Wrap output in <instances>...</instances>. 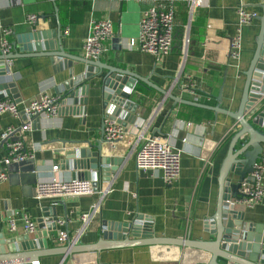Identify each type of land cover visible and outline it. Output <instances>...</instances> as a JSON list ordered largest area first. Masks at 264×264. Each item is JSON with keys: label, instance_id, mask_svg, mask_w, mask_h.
I'll return each mask as SVG.
<instances>
[{"label": "crops", "instance_id": "1", "mask_svg": "<svg viewBox=\"0 0 264 264\" xmlns=\"http://www.w3.org/2000/svg\"><path fill=\"white\" fill-rule=\"evenodd\" d=\"M87 5L91 9L82 12ZM242 5L248 12L257 13L258 19L243 29L242 58L238 68L230 53L231 43L237 35L238 8ZM262 5V0H210L190 13L185 2L177 1L174 5L173 51L169 56L157 59L130 48V41L137 42L140 36L141 12L146 7L143 3L135 0H0V40L2 29H11L8 40L11 45L15 44L13 53H25L20 51L21 42L31 32L53 34L61 28L62 48L67 54L78 57L74 62L62 60V66L52 62L50 57H19L8 67L7 77L0 78V82L14 85L20 96V108L42 93L64 99L62 110L56 116H42L32 122L31 131L17 132L9 139L25 142L34 158L9 167L8 180L0 184V248L5 250L0 253V262L9 257L5 255H11L6 248L9 241L27 236L36 243L32 252L43 253V256L12 264H201L208 261L209 255L203 251L175 246H137L101 252H74L73 249L94 245L105 238L104 235L106 242H114L117 232L107 229L110 223L132 224L138 222L136 218L141 215L145 219L140 222V234L152 230L158 238L212 241L205 224L211 222L217 212L221 167L230 142L239 131L237 122L225 114L176 104L159 91L138 83L130 96V100L138 105V118L128 128L130 134L116 145L106 141L102 145L104 158L112 163L107 167L117 171L110 173V182L100 174L96 178V172L92 171L87 172L91 178L84 179L97 180L99 192L109 189L111 192L102 201L86 233L75 243L60 241L59 232L69 231L74 237L82 228V216L98 203L99 195L62 199L59 202L65 203V209L48 199L37 200L36 186L53 177L73 180L74 173L66 170L62 152L80 153L90 148L88 142L92 144L91 151L96 152L98 142L105 138L99 79L86 81L83 75L87 66L80 61L85 59L83 45L92 21L110 20L115 26L116 36L105 44L107 52L101 57L104 64L147 78L158 88L184 101L213 107L219 105L224 110L237 112L243 96L245 73L257 49ZM28 15L38 16L39 22L30 26L26 23ZM66 30H69L68 35H65ZM65 63H71L72 67L63 66ZM72 82L74 86L71 90L70 84L68 90L67 85ZM79 84L89 85L86 97L79 96L82 101L87 100V105L75 103L70 96ZM220 92L223 93L221 101L218 98ZM257 109L264 111V99ZM69 110V113L65 112ZM249 118L253 120V117ZM23 119L11 115L0 117V160L6 154V143L3 144L1 135L9 127H20L26 120ZM142 121L141 131L144 130L147 136L172 135L174 146L182 151L180 179L172 185L166 184L157 173L141 172L136 168L135 157L141 142L138 143L139 134L134 125ZM182 123H190L192 127L182 129ZM254 126L264 132V128ZM246 139H241L236 148L240 149ZM56 165L59 170L54 172ZM74 180L81 181L79 178ZM48 208H56L59 219L68 216L71 223L68 227L58 225L57 231L49 232L48 250H41L39 234L45 231V210ZM238 208L244 214V222L253 226L252 236H260L264 245V203L252 209L242 205ZM23 214L37 224L35 234L25 232L20 220ZM12 219L17 223L15 232L9 227Z\"/></svg>", "mask_w": 264, "mask_h": 264}, {"label": "water", "instance_id": "2", "mask_svg": "<svg viewBox=\"0 0 264 264\" xmlns=\"http://www.w3.org/2000/svg\"><path fill=\"white\" fill-rule=\"evenodd\" d=\"M262 1L263 15L259 18L261 28L257 37V49L251 65L245 73L246 81L243 96L237 112L224 110L219 105L213 107L184 101L169 94L168 91L158 88L147 78H142L131 71L121 70L104 64L101 58L96 61L86 58L80 60L87 66V70L83 75L86 81L95 78L99 79L104 112L103 134H105L104 124L106 119L117 121L126 128L135 123L138 118V105L130 100V96L138 83L159 91L166 99L169 98L176 104H187L211 110L216 114H225L237 122L239 131L233 136L227 156L221 167L217 212L211 222L205 224L209 227L207 232L211 234L212 241L199 242L190 239L158 238L154 237L152 230H149L150 232L148 233L140 234V222L145 219L141 215L136 218L138 222L132 224L120 225L110 223L107 229L109 231L116 230L117 232L114 242H106V235H104L105 238H102L94 245L74 247V252H101L107 249L137 246H175L207 253L209 255L208 261L201 264H264L262 238L260 236H252L253 226L244 222V214L238 208L240 205L238 203L240 198V183L253 172L256 163L262 159V146L264 145V132L257 130L254 126L257 125L264 128V111L259 112L257 109V105L264 99V0ZM21 44L22 49L20 51L25 53L15 54L12 52L8 55H0V78H5L8 75L6 62L13 61L19 57H50L52 62L59 64V66H62L60 64L62 60H66L67 62L78 61L76 59L78 57L67 54L62 48L61 28L53 34L41 31L31 32ZM12 46L15 47V44ZM66 64L70 68L72 67L71 63H65L63 66ZM69 86L72 90L74 82L69 83L67 88ZM77 87L78 89L71 92V98L75 100V103L80 102L82 105H87V100L84 98V101H82V99H79V96L86 97L89 85L79 84ZM68 90L70 89L68 88ZM6 96H12L18 103L21 102L19 101L20 96L17 94L12 83L0 82V100ZM222 96L223 93L220 92L219 101L222 100ZM65 112L69 113L70 110ZM249 116L253 117V120H250ZM40 118L41 116H37L34 120ZM244 138H247V141H244L242 147L237 149V144ZM6 142L4 141L3 144ZM104 143L105 138L103 137L97 144L96 152L91 151L92 144L90 142H88L90 151L86 149L80 153L74 151L62 152L64 154L63 159L65 160L66 170L74 173L73 180L77 178L81 180L91 178L90 176L92 175H88L87 172L92 171L96 172V178H98L97 174H100L102 178L105 177V180L110 182V173L117 170H115L116 168L109 169L107 167L112 163L111 160L104 158L102 154V145ZM98 186L99 183L95 180L94 187L96 191H99ZM55 205H62L66 209L65 203L55 202ZM45 213L47 225L43 227L45 228L43 234H39L40 241H38L41 250H48V233L57 231L58 221L60 220L56 208H48L45 210ZM67 217L65 219L69 221L70 219ZM69 225L70 223L66 227ZM127 235L129 237H126ZM131 237L134 240H131ZM32 241L35 240L30 239L29 236L17 241H9L6 244V248L11 255H5L9 257H5L3 262L12 264L11 262L24 261L29 257L43 256V253L32 252L36 246V243ZM3 251H5L4 247L0 248V253ZM3 262H0V264H3Z\"/></svg>", "mask_w": 264, "mask_h": 264}, {"label": "built area", "instance_id": "3", "mask_svg": "<svg viewBox=\"0 0 264 264\" xmlns=\"http://www.w3.org/2000/svg\"><path fill=\"white\" fill-rule=\"evenodd\" d=\"M96 1V0H90ZM143 3L146 7L141 12L140 18V36L138 41H130V48L137 49L141 53L151 55L157 59H163L169 56L174 48L175 41V3L177 1L185 2L188 5L190 13L195 9L203 7L210 0H135ZM239 23L237 35L231 43L230 57L233 62L240 67L242 58V32L250 25L258 14L248 12L242 5L238 8ZM39 22L36 15H28L26 23L35 26ZM3 35L0 40L3 55L12 53V45L8 37L12 34L11 29L3 28ZM69 34L66 30L65 35ZM115 26L110 20L92 21L89 34L84 41L83 54L86 59L98 60L106 52V43L115 38ZM138 43V44H137ZM189 40H187V44ZM7 68L11 67L12 61L6 62ZM9 74V73H8ZM12 73L10 72V75ZM63 98L61 96L42 93L38 98L26 103L23 108L12 97L7 96L0 100V117L11 115L17 119L26 120L20 127H9L2 135L1 140L6 142V154L0 160V184L8 180V168L15 164H21L34 158L33 152L26 147L25 142L9 141L10 137L17 132L24 133L32 130V122L37 116L54 117L61 109ZM24 120V119H23ZM123 120V119H122ZM144 122H137L134 130L138 133V143L141 146L137 150L135 161L136 168L141 172H152L162 176L163 181L172 185L180 179L182 151L178 150L173 144V136H147L144 130L141 131ZM182 129L189 130L192 124L182 123ZM141 131V132H140ZM129 129L114 120H105V141L110 145H116L123 141L129 135ZM139 145V144H138ZM138 147V146H137ZM59 166L53 167L57 172ZM111 192L96 191L94 182L88 180L66 181L58 178H51L48 181H40L36 186V199L39 201L48 199L53 202H59L62 199L76 198L82 196L99 195L98 203L94 204L92 209L82 216V228L70 236L69 231L59 232V240L63 242H77L88 230V227L96 217L102 201ZM240 198L238 203L246 208L252 209L264 203V159L259 160L254 166L253 172L240 183ZM23 222L24 230L28 235H33L37 231V224L27 214L20 217ZM71 221L61 219L59 226H67ZM9 227L11 231L17 230L15 219L10 220ZM34 264H38L35 262Z\"/></svg>", "mask_w": 264, "mask_h": 264}, {"label": "trees", "instance_id": "4", "mask_svg": "<svg viewBox=\"0 0 264 264\" xmlns=\"http://www.w3.org/2000/svg\"><path fill=\"white\" fill-rule=\"evenodd\" d=\"M90 9H91V6H90V5H87V6L83 7V8L81 9V11L84 12V11H88V10H90Z\"/></svg>", "mask_w": 264, "mask_h": 264}]
</instances>
